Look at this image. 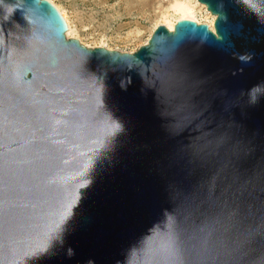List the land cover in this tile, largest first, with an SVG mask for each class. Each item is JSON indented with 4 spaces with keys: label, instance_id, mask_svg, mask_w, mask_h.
<instances>
[{
    "label": "water",
    "instance_id": "1",
    "mask_svg": "<svg viewBox=\"0 0 264 264\" xmlns=\"http://www.w3.org/2000/svg\"><path fill=\"white\" fill-rule=\"evenodd\" d=\"M133 53L0 0V264H264V0H198Z\"/></svg>",
    "mask_w": 264,
    "mask_h": 264
},
{
    "label": "rangeland",
    "instance_id": "2",
    "mask_svg": "<svg viewBox=\"0 0 264 264\" xmlns=\"http://www.w3.org/2000/svg\"><path fill=\"white\" fill-rule=\"evenodd\" d=\"M51 1L65 13L71 26L72 34L67 38L66 31V39H76L87 48L133 53L147 43L159 25L171 20L172 0ZM205 9L197 6L195 16L200 23L209 24L215 18L211 19Z\"/></svg>",
    "mask_w": 264,
    "mask_h": 264
},
{
    "label": "bare ground",
    "instance_id": "3",
    "mask_svg": "<svg viewBox=\"0 0 264 264\" xmlns=\"http://www.w3.org/2000/svg\"><path fill=\"white\" fill-rule=\"evenodd\" d=\"M49 2H51L60 12V14H62V16L64 17V21L66 20L68 27H67V38H70V35L72 34V29L71 26L69 24V21L67 19V16L65 15V13L57 6L54 4V2H52L51 0H48ZM197 6H201V7H205L204 5L200 4L198 2V0H172L169 6V10L171 12L170 14V21H168L167 23L163 24L168 30L172 31L175 23L180 20V19H189L192 21H195L197 23H200L197 19H196V7ZM206 10V9H205ZM207 14L208 11H206ZM169 14V13H168ZM210 15V14H209ZM212 15H210V18L212 19ZM172 21V22H171ZM174 21V22H173ZM213 22L211 21L208 25L210 27H212Z\"/></svg>",
    "mask_w": 264,
    "mask_h": 264
},
{
    "label": "built area",
    "instance_id": "4",
    "mask_svg": "<svg viewBox=\"0 0 264 264\" xmlns=\"http://www.w3.org/2000/svg\"><path fill=\"white\" fill-rule=\"evenodd\" d=\"M198 24H201V23H198ZM210 27V26H209ZM210 29H212V27H210Z\"/></svg>",
    "mask_w": 264,
    "mask_h": 264
}]
</instances>
